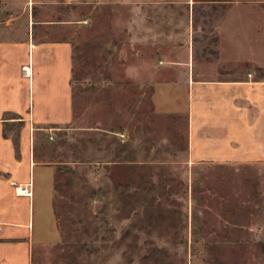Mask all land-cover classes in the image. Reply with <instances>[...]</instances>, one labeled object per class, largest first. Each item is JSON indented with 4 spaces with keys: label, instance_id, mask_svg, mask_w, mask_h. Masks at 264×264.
<instances>
[{
    "label": "rangeland",
    "instance_id": "1",
    "mask_svg": "<svg viewBox=\"0 0 264 264\" xmlns=\"http://www.w3.org/2000/svg\"><path fill=\"white\" fill-rule=\"evenodd\" d=\"M185 1L0 0L13 88L1 106L63 120L57 82L41 99L36 67L34 82L22 76L23 42L33 34L72 46L70 122L32 131L23 116L0 114L14 156L26 142L40 165L31 190L10 184V146L0 161L2 206L33 192L27 264H264V156L218 162L196 148L191 157L186 90L171 60L192 42L194 57L210 60L213 43L199 30L207 11L193 6L192 30ZM16 249L0 252V264H25Z\"/></svg>",
    "mask_w": 264,
    "mask_h": 264
},
{
    "label": "crops",
    "instance_id": "2",
    "mask_svg": "<svg viewBox=\"0 0 264 264\" xmlns=\"http://www.w3.org/2000/svg\"><path fill=\"white\" fill-rule=\"evenodd\" d=\"M185 5L190 7L192 30L193 6L198 5L207 11L199 13L198 22L203 24L199 30L211 36L213 43V53H210L213 58L210 60L194 57L193 42L191 45L184 44L178 61L171 60L173 68L182 71L175 84L186 90L191 157L197 148L207 159L218 162H252L259 159L264 156V0H186ZM211 11H215V14H211ZM24 43H27L28 61L22 63L20 68L29 66L30 74L26 77H31L34 82L33 71L36 67L41 99L49 94L45 83L52 86L50 80L57 82L58 88L55 87L52 95H60L62 101L59 110L62 111L63 120L60 118L59 122L47 123L38 118V122H35L33 111L30 109L28 114H24L19 106L0 105V114L13 111L23 116V120L30 122L32 131H47L51 124L70 122L71 44L66 40H34L33 34L30 43ZM6 51H0V99L13 92L9 84L11 77L3 73L6 69L2 55ZM9 146L13 151L14 167L10 184L25 185L32 190L34 170L40 165L34 161L32 153L31 157L28 154L26 142L19 143L20 156L17 158L10 140L2 136L0 161L10 150ZM14 197L9 207L0 204L4 208L0 231L1 224L9 227L0 233V252L6 253L13 247L22 249L27 264L32 245L33 192L31 197H25L24 191Z\"/></svg>",
    "mask_w": 264,
    "mask_h": 264
},
{
    "label": "built area",
    "instance_id": "3",
    "mask_svg": "<svg viewBox=\"0 0 264 264\" xmlns=\"http://www.w3.org/2000/svg\"><path fill=\"white\" fill-rule=\"evenodd\" d=\"M22 75H23L24 77L28 76V75H26V73L24 72V68H22ZM48 132H50V131H48ZM48 135H49V138L52 139V136L50 135V133H48Z\"/></svg>",
    "mask_w": 264,
    "mask_h": 264
}]
</instances>
